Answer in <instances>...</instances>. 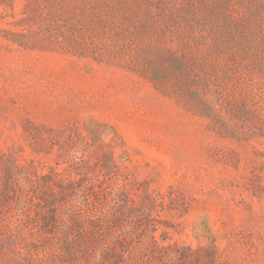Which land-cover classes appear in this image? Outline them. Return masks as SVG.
Segmentation results:
<instances>
[{
	"label": "rangeland",
	"instance_id": "1",
	"mask_svg": "<svg viewBox=\"0 0 264 264\" xmlns=\"http://www.w3.org/2000/svg\"><path fill=\"white\" fill-rule=\"evenodd\" d=\"M0 264H264V0H0Z\"/></svg>",
	"mask_w": 264,
	"mask_h": 264
}]
</instances>
